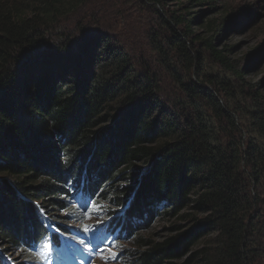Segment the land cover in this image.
Listing matches in <instances>:
<instances>
[{"label": "trees", "instance_id": "16d2710c", "mask_svg": "<svg viewBox=\"0 0 264 264\" xmlns=\"http://www.w3.org/2000/svg\"><path fill=\"white\" fill-rule=\"evenodd\" d=\"M204 3L0 0V264L35 245L76 184L127 207L124 229L159 208L188 221L140 236L134 264L264 255V99L244 106L245 90L201 79L204 51L235 70L193 30L224 35L227 16L193 11Z\"/></svg>", "mask_w": 264, "mask_h": 264}, {"label": "rangeland", "instance_id": "374dc122", "mask_svg": "<svg viewBox=\"0 0 264 264\" xmlns=\"http://www.w3.org/2000/svg\"><path fill=\"white\" fill-rule=\"evenodd\" d=\"M215 1V5L204 3L194 7L193 11H198L200 14L197 16L204 22L227 16L229 19L226 23L227 27L224 35H220L222 31L214 33L212 30H207L205 26L200 27L199 25H195L193 30L198 34H202L203 37L213 36L216 49H226L224 55L233 63L235 70L242 73V77L238 76L234 69H227L209 51H204L200 70L203 73L201 79L211 78L217 85L231 82L238 92L241 90L246 91L241 97V104L244 106L252 105L255 99V96H253L255 90L264 99V0ZM223 9L224 12H221ZM221 28L224 29V26ZM199 47L197 48L199 49ZM258 82H261V85L257 87L255 84ZM252 85L254 89L251 88ZM243 119L245 120L246 117L244 116ZM259 191L264 194V184ZM68 206L67 210L54 211L56 216L53 220L62 226H75L83 229L89 235L87 241L83 243L92 242L93 238L90 234L97 230L96 249L91 254L89 264H134L132 259L138 255V252L143 250V247L137 243L140 236L160 241L170 234L172 226L188 223V221L164 215L163 209L159 208L160 215L156 216L155 213H152L145 220L134 224L130 230L122 229L116 234L111 232L106 224L113 216H117L121 211H124L125 207H119L112 203L108 204L107 201H100V203L95 204L89 203V205L83 207L82 202H74V198L70 199ZM78 206L81 207L82 211ZM257 224L262 228L259 240L264 242V215L257 221ZM52 230L55 231L56 227L52 226ZM103 230L106 231L107 235H102ZM102 237L103 239H101ZM253 241L259 243L256 237L253 238ZM75 243L84 247L81 241ZM199 246L201 245L199 244ZM36 247L39 252L42 250L41 246L36 245ZM89 248H92V246ZM23 250V253L16 250L10 257L16 263L25 264L28 256L25 257V248ZM67 253L73 255L71 252ZM33 257L31 252L28 260H32ZM186 260L187 256H184L178 262L185 263ZM254 260H256L254 264H264V255L259 254L257 257L255 256ZM253 261L251 264H253Z\"/></svg>", "mask_w": 264, "mask_h": 264}, {"label": "bare ground", "instance_id": "6f19581e", "mask_svg": "<svg viewBox=\"0 0 264 264\" xmlns=\"http://www.w3.org/2000/svg\"><path fill=\"white\" fill-rule=\"evenodd\" d=\"M31 248H32V255L33 256L36 255L37 253H39V250L37 249L36 244Z\"/></svg>", "mask_w": 264, "mask_h": 264}, {"label": "snow or ice", "instance_id": "6c2138e0", "mask_svg": "<svg viewBox=\"0 0 264 264\" xmlns=\"http://www.w3.org/2000/svg\"><path fill=\"white\" fill-rule=\"evenodd\" d=\"M101 239H103V237ZM81 244H83V241H81ZM95 249H96V246H93L92 251H95ZM88 258L91 259V255L90 254H89Z\"/></svg>", "mask_w": 264, "mask_h": 264}]
</instances>
